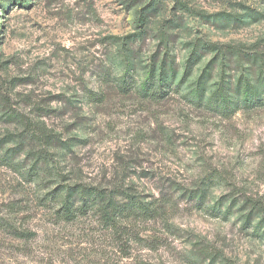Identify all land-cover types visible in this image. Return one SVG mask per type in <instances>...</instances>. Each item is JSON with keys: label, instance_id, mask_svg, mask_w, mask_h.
I'll use <instances>...</instances> for the list:
<instances>
[{"label": "rangeland", "instance_id": "obj_1", "mask_svg": "<svg viewBox=\"0 0 264 264\" xmlns=\"http://www.w3.org/2000/svg\"><path fill=\"white\" fill-rule=\"evenodd\" d=\"M141 30L127 48L110 39ZM198 39L264 55V0H0V141L25 137L30 121L44 120L67 142L46 153L28 140L30 154L18 155L25 168L0 164V264H264V213L246 221L241 204L264 203V108L225 119L190 103L185 94L212 54L179 92L150 100L139 91L168 53L177 84ZM246 56L218 65L213 82L257 75L264 57ZM128 63L134 87L124 91ZM37 161L49 165L43 182L24 174ZM64 175L171 195L175 204L139 227L145 241L128 240L95 215L59 221L40 204ZM198 187L202 201L189 196ZM202 249L216 260L201 259Z\"/></svg>", "mask_w": 264, "mask_h": 264}, {"label": "trees", "instance_id": "obj_2", "mask_svg": "<svg viewBox=\"0 0 264 264\" xmlns=\"http://www.w3.org/2000/svg\"><path fill=\"white\" fill-rule=\"evenodd\" d=\"M146 32V30H141L139 34L113 35L110 36V39L127 48L129 43L135 41L132 38L142 37ZM162 35V40L167 42L169 36L166 33ZM208 54H212V58L194 80L192 89L188 94H185L191 104L196 107L207 108L225 119L233 117L238 112H251L264 108V66L255 76L244 74L234 78L221 76L218 82H213L218 65L225 66L227 61H232L235 58L241 59L246 55V59L257 61L258 58L262 59L264 55L257 52L245 54L239 46L205 39H198L190 43L189 53L184 60L180 80L177 84L175 79L179 73L178 65L174 57L168 53L162 59L158 56L155 63L149 67L148 74L139 91L150 100L165 99L170 92H179L183 84L192 77L195 68ZM132 68L131 63H128L125 73L119 80L124 91H131L134 87V82L127 78ZM4 113L9 119H20L25 123L29 119L27 115L14 109H6ZM30 122L33 123V127L25 137L19 135L18 140H15L12 138L13 133H8L5 135L7 138L0 141V164L16 169L25 168L23 162L18 160V155L29 148L26 144L28 140L40 145V149L45 150L46 153H49V148L67 145V142L62 140L61 135L48 126L46 121ZM29 149L30 154L31 148ZM41 157L44 158L45 156ZM39 163V161L34 162L24 172L31 182H43L45 179L41 172H44V169L49 165L44 161ZM62 177H64L63 182H59L46 193L38 196L40 204L47 205L59 221L72 222L79 217L95 215L106 229L117 231L118 234H121L122 237L124 235L128 240L134 237L137 240L145 241L140 236L139 227L145 222L167 216L171 205L175 204L173 197L167 194L150 198L139 193L133 186L119 185L108 188L102 185H87L82 182L72 183L68 176ZM175 191L179 193V190ZM189 196L192 200L202 201L205 197V190L198 187L190 191ZM241 204H243L244 209H249L246 221H250L253 214L264 213V203L253 197L245 198ZM10 211L15 210L11 209ZM14 233L22 237L28 236L16 228ZM199 255L201 259L216 260L215 254L209 250L202 249Z\"/></svg>", "mask_w": 264, "mask_h": 264}]
</instances>
